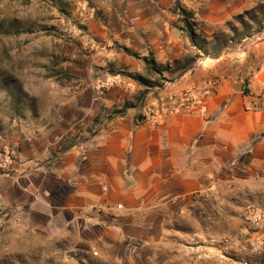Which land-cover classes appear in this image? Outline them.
Wrapping results in <instances>:
<instances>
[{
	"label": "crops",
	"instance_id": "obj_1",
	"mask_svg": "<svg viewBox=\"0 0 264 264\" xmlns=\"http://www.w3.org/2000/svg\"><path fill=\"white\" fill-rule=\"evenodd\" d=\"M235 58L237 70L222 58L163 89L117 76L98 97V81L84 82L74 95L80 117L56 144L73 142L55 160L52 144L32 148L15 167L1 264H246L264 255L261 242L249 252L214 243L242 233L248 208L264 212V109L253 108L264 87V36ZM214 79L216 88L202 90ZM173 101L192 111L167 113ZM198 191L208 199L183 201Z\"/></svg>",
	"mask_w": 264,
	"mask_h": 264
},
{
	"label": "rangeland",
	"instance_id": "obj_2",
	"mask_svg": "<svg viewBox=\"0 0 264 264\" xmlns=\"http://www.w3.org/2000/svg\"><path fill=\"white\" fill-rule=\"evenodd\" d=\"M242 15L248 23H252L251 16H257L261 25L253 24L251 38L233 44L219 58L198 54L185 32L188 16L197 34L214 41L215 34L229 36L233 28L242 31L237 19ZM263 36L264 0H0V238L8 232L3 222L9 218L12 199L8 187L25 155L47 143L53 145L49 157L55 160L73 142L68 140L63 149V141L56 144L66 134L63 129L74 127L73 119L80 117L74 95L85 89L84 82L98 81L94 92L104 97L110 90L106 82L112 77L136 82L139 76L160 79L167 87L169 80L183 73L163 75L167 80L152 76L145 68L150 58L172 71L214 65L224 58L226 70H237L241 64L232 57L236 61L243 54L249 57L250 48ZM142 69L145 77L138 72ZM219 82L214 79L202 90L216 88ZM20 183L24 187L25 179ZM191 195L183 201L193 202ZM209 195L210 191L200 202ZM254 220L260 229H254ZM263 225L264 212L248 208L242 216V233H225L214 238V243L219 242L224 252L235 245L242 251L261 250ZM2 246L0 241V264ZM186 246L184 250L195 256ZM245 263L264 264V255Z\"/></svg>",
	"mask_w": 264,
	"mask_h": 264
},
{
	"label": "trees",
	"instance_id": "obj_3",
	"mask_svg": "<svg viewBox=\"0 0 264 264\" xmlns=\"http://www.w3.org/2000/svg\"><path fill=\"white\" fill-rule=\"evenodd\" d=\"M237 19L243 26L242 31H239L238 29L233 28L232 35L219 36L215 34L213 36L214 41H207V39L202 38L204 34L203 35L197 34L196 31L193 29L192 25L189 23L188 16L185 18V22L187 23L185 27L186 29L185 32L191 42V45L197 51L198 54L203 55V56H208L209 58L215 59V58H219L222 55H224L226 51L231 50L233 44L241 45L244 40L251 38V35L249 33L253 29V24L261 25V23L258 21L257 16L250 17V20L252 21V23H248L247 21H245L243 15L238 16ZM193 68L194 67H191V68L178 67L172 71V69L170 68L157 65L155 59L153 58L146 60L147 72L152 76L162 78L164 80H167L166 78L163 77V75L165 74L174 75L180 72L181 70H183V73H181L177 77V79H179L183 77L189 70H192ZM136 80L140 84L145 85L147 87H151V88L155 87L158 89H163L165 87L164 82H162L160 79H158L157 81H151V80H148L146 78H142L139 76L136 78ZM168 82L174 83L175 80H169ZM245 85L247 86V84ZM244 93H248L247 87H245ZM124 113H125V109L116 112V114H124Z\"/></svg>",
	"mask_w": 264,
	"mask_h": 264
},
{
	"label": "built area",
	"instance_id": "obj_4",
	"mask_svg": "<svg viewBox=\"0 0 264 264\" xmlns=\"http://www.w3.org/2000/svg\"><path fill=\"white\" fill-rule=\"evenodd\" d=\"M84 38V37H82ZM102 93V92H101ZM254 109H264V87L262 88V100L261 102L253 107ZM182 111V112H186V111H192V108L189 105H186L184 102L182 101H173L171 104H169L166 108L165 111L167 113H172L175 111ZM208 194V191H198L193 193L192 196V201L193 202H200L202 200H204L206 198ZM123 210V205H117L115 206V208L113 209V211H111L112 215H118L119 212H121ZM254 224L256 225V220H254Z\"/></svg>",
	"mask_w": 264,
	"mask_h": 264
},
{
	"label": "bare ground",
	"instance_id": "obj_5",
	"mask_svg": "<svg viewBox=\"0 0 264 264\" xmlns=\"http://www.w3.org/2000/svg\"><path fill=\"white\" fill-rule=\"evenodd\" d=\"M254 229H260L259 225H255Z\"/></svg>",
	"mask_w": 264,
	"mask_h": 264
}]
</instances>
